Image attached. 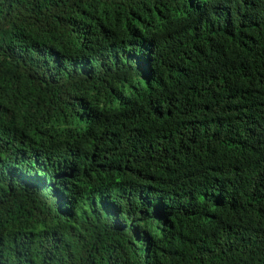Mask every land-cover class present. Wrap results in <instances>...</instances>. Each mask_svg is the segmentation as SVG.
Segmentation results:
<instances>
[{"label":"trees","instance_id":"trees-1","mask_svg":"<svg viewBox=\"0 0 264 264\" xmlns=\"http://www.w3.org/2000/svg\"><path fill=\"white\" fill-rule=\"evenodd\" d=\"M0 264H264V0H0Z\"/></svg>","mask_w":264,"mask_h":264}]
</instances>
